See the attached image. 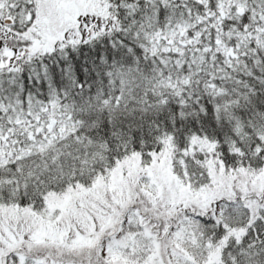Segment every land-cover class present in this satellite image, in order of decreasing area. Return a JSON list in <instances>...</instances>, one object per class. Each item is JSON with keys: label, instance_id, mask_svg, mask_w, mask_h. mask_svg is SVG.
<instances>
[{"label": "trees", "instance_id": "trees-1", "mask_svg": "<svg viewBox=\"0 0 264 264\" xmlns=\"http://www.w3.org/2000/svg\"><path fill=\"white\" fill-rule=\"evenodd\" d=\"M98 1L102 27L82 43L28 51L24 41L14 69L0 73L4 222L39 211L50 194L74 204L104 193L115 170L122 196L139 198L136 182L164 184L167 169L188 199L119 211L138 262H152L154 243L158 264H264V180H253L264 175V0ZM196 190L207 194L199 202ZM108 237L66 259L98 264ZM38 253L0 262H41Z\"/></svg>", "mask_w": 264, "mask_h": 264}, {"label": "rangeland", "instance_id": "rangeland-1", "mask_svg": "<svg viewBox=\"0 0 264 264\" xmlns=\"http://www.w3.org/2000/svg\"><path fill=\"white\" fill-rule=\"evenodd\" d=\"M258 3L257 1L256 5ZM98 4V0H0V73L14 69V62L21 58L24 41L27 42L28 51L34 45H40L43 50H47L65 43L70 45L82 43L89 37L88 34L102 27L103 21ZM25 12L30 14V18L24 29ZM39 31L44 36L42 41L45 45L38 40ZM118 173V170H115L110 176H105L106 179L111 177L114 181L107 187L106 192L94 196L89 194L90 191H85L83 196H79L83 199L77 197L74 204L71 203L68 194H50L39 211L30 210L28 213L20 210L12 211L17 219L11 220L10 223H5L4 217L0 215V254H8L15 250L30 254L39 252L40 259L36 260L41 262L31 261V264H70L72 261L66 259L68 256L78 257L79 250L91 246L93 239L96 242L101 236L107 238L114 232L99 244L97 251H94L96 262L143 264L142 261H137L140 259L137 256L141 254L140 244L133 243L131 234L119 224L123 218L120 209L138 201L140 208L145 212L152 209L156 212L164 211L169 206H177L176 203L180 204V201L188 199L189 195L182 191L180 185L184 183L179 179L177 181L175 176L165 169L164 184L160 182L155 184L154 177L149 175L146 180L136 182L142 194L139 198L135 195L123 197V192L116 187V183L121 179V174ZM146 177L147 175L144 178ZM253 180L254 183H261L264 175L257 176ZM194 192L190 200L195 202L201 201L207 195H200L197 190L195 194ZM90 198L96 202L95 205L87 204ZM1 214L10 216V214ZM150 218L155 220L157 216ZM133 220L135 217L128 215L125 223L130 225ZM161 229L163 228L160 227ZM146 235L153 242V237L148 233ZM167 241L171 243L170 240ZM152 244L153 256L150 260L152 262L148 264H158L156 260L160 251L154 243ZM165 253L170 256L169 249L166 248ZM52 259L59 262H53ZM17 263L24 264V259L19 258V255L15 259L12 256L4 263L0 262V264Z\"/></svg>", "mask_w": 264, "mask_h": 264}, {"label": "flooded vegetation", "instance_id": "flooded-vegetation-1", "mask_svg": "<svg viewBox=\"0 0 264 264\" xmlns=\"http://www.w3.org/2000/svg\"><path fill=\"white\" fill-rule=\"evenodd\" d=\"M3 21V20H2ZM3 23H6V21L4 20Z\"/></svg>", "mask_w": 264, "mask_h": 264}]
</instances>
